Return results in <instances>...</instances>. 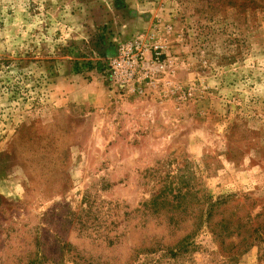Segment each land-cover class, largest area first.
Here are the masks:
<instances>
[{
	"label": "rangeland",
	"instance_id": "obj_1",
	"mask_svg": "<svg viewBox=\"0 0 264 264\" xmlns=\"http://www.w3.org/2000/svg\"><path fill=\"white\" fill-rule=\"evenodd\" d=\"M0 264H264V0H0Z\"/></svg>",
	"mask_w": 264,
	"mask_h": 264
},
{
	"label": "built area",
	"instance_id": "obj_2",
	"mask_svg": "<svg viewBox=\"0 0 264 264\" xmlns=\"http://www.w3.org/2000/svg\"><path fill=\"white\" fill-rule=\"evenodd\" d=\"M147 50L139 43H134L126 49V53H122L117 58L107 62L108 75L122 87L137 86L133 91L142 93V88L148 86L153 81L151 73L148 71L150 64L158 62V54H153L150 62L146 61L144 55ZM159 70L163 69L162 65L157 66ZM143 83V86L136 84ZM189 96V95H188Z\"/></svg>",
	"mask_w": 264,
	"mask_h": 264
},
{
	"label": "trees",
	"instance_id": "obj_3",
	"mask_svg": "<svg viewBox=\"0 0 264 264\" xmlns=\"http://www.w3.org/2000/svg\"><path fill=\"white\" fill-rule=\"evenodd\" d=\"M169 195L170 197H172V200L176 201L177 203H180V205L183 202L184 197L180 194V191L177 192L176 195L172 196V190L167 191V189L163 187L160 188L157 193L153 196L149 206L158 205V201H160V204H167V197Z\"/></svg>",
	"mask_w": 264,
	"mask_h": 264
}]
</instances>
